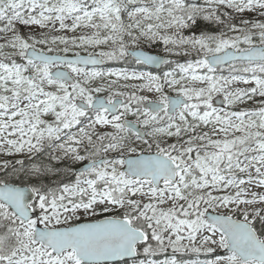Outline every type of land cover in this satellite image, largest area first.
I'll list each match as a JSON object with an SVG mask.
<instances>
[{
    "label": "rangeland",
    "instance_id": "obj_1",
    "mask_svg": "<svg viewBox=\"0 0 264 264\" xmlns=\"http://www.w3.org/2000/svg\"><path fill=\"white\" fill-rule=\"evenodd\" d=\"M24 1L30 2V0ZM101 2H105V0H101ZM70 4L71 2L69 1L67 3V6L64 7L67 11H69V13L74 12V9L70 6ZM131 4H133L134 7H131L129 9L127 20H133L135 15L147 14L150 12V10L158 11L162 8L161 6H159L162 4V2H158V0H132ZM144 5L149 7H145ZM137 6H144V8H137ZM96 14L102 20L101 24L103 26L109 27L110 29L125 32V27L123 23L124 19L122 15L117 11H115V13L113 14H108L103 5L102 12H100L98 9ZM60 22V20H54V24L57 27H59L58 24ZM179 25V21H174L173 23H170V25H168L167 27V30L161 31L159 36L161 37L164 35L163 40L165 43H167V45H169L170 50L176 48L180 50L179 53L173 54V57L176 58L188 56L190 58L186 60V62H194L193 51L198 45H206L201 41L202 39H189L187 40V42H182L180 44L177 43L176 37H181V35L177 34V27ZM106 34L108 35V37L114 38L117 32H109ZM33 43L34 42H32L28 37L9 41L7 43V52L9 54H20L24 58V53L26 51L27 46ZM212 52V47H205L201 50L200 63L198 64L200 68L204 67V69H206L205 65L203 64L204 57L208 54H211ZM26 67L33 68V70L29 72L34 74L35 76V79L33 81L28 80L29 73L26 75ZM191 68H193V71H188L187 78L192 86L191 88H187H190L191 92H193L192 88L198 91V95L196 96V98H201V95H199L200 92L207 91L209 93V95H207L208 98L212 95H220L221 90V92H223L226 96L232 99L231 106L237 107L242 105L243 108L248 109L250 114L255 112V114H251L252 116L248 117L245 121L246 126L249 127L250 135L253 136L255 139V145L252 147V149H250V151H259L260 156H256L254 162L247 165L243 163H234V166L231 168V171L234 174L240 173L242 172V170L260 165V168H255L256 172L251 173L252 177L247 183H244L243 179L235 180V182H237L243 190H246L248 192V195L245 198V200L250 202L246 205L247 211H256L261 208H264V139L261 138L262 136H264V106L259 103H255V105L249 104L250 101L253 100L252 96L257 94L258 91H260L264 95V65H251L246 69L239 68L231 72V75L227 72L226 74H224V81L222 82L220 89L217 85H215L214 94H212V90L214 89L213 82L215 81L213 78L216 76V73L211 71L210 73L205 72L202 74H197L194 71H197L198 68L192 66ZM237 72L240 73V75H233V73ZM1 73L7 75L6 78L10 82H13L15 84V88H17V90L22 89L25 91H29L33 97H37V95L39 98L43 97L44 94L42 93V90L46 91V93L48 94L49 92L55 89L53 83L51 82V80H49V77L45 74V72L39 70L38 67H35L33 65L31 66L29 64H26L22 67L6 68L5 70H2L0 68V75ZM2 79L3 78L0 76L1 97L4 95L1 91L5 90V86L2 85ZM229 80H233V82L227 86L226 83ZM178 82L179 81H177L175 84H178ZM171 83L173 84L172 76ZM23 86L27 87L23 88ZM36 88L38 92L36 91ZM46 96L42 98V101L45 100ZM2 104L7 108L20 110L21 113H19L18 118H23L24 116H27L30 121L33 120V118H31V112L32 110H34L35 107L32 106V103L28 101L21 103L18 98L9 95V98H5L2 100ZM199 106H208V100H204L200 103ZM259 112H262V115H259ZM213 117L217 116L214 115ZM8 119L9 118L4 119L2 118V116H0V123L6 124V120ZM239 120L241 119H239L238 116L234 114L228 122V129H235L237 126H241ZM13 122V118L7 121V123H9L10 125H13ZM32 126H35L34 122H32ZM222 127L223 124H219V127L212 132V141L210 143L211 148L215 145L216 142L215 133L217 132V130H221ZM22 132V130L13 131L11 128H7V125L0 126V151L14 150L20 153L23 148V140L26 139L28 136H31V134L29 133ZM237 137L243 138L244 134H237ZM32 139L33 138L31 137L30 140ZM211 155V153H206L204 155H201L200 157H197V162H195L194 164L193 162H191L189 168L197 169L205 175L208 174L210 171L213 170V167L221 163V160L215 154V151L213 152L212 158ZM18 157L21 158V156ZM211 159L214 160L213 164H207L206 162H210ZM191 160L192 159L188 157L187 161L190 162ZM119 164H113L102 168V190H107L108 185L113 184L117 188L116 190L118 191V194L122 196L123 201L121 203L126 202L128 205L132 204L130 198H127L128 196H130V194V197L134 198L135 202L149 204L152 201H155L153 202L155 205L152 207L151 213H146L144 216L148 220V224L152 229H162L163 225H160L159 220L155 216V214L159 215L162 210L163 212L164 210L174 211L175 216L177 218L179 217V222L182 224L179 226H182V228H187L185 231L182 229V231H184L183 233L185 236L182 234L181 236L179 233L174 231L172 233L170 232V237L167 239L166 237H161L159 239L160 242L164 243L166 239V246L177 251H185V249H193L196 251H211L212 249H217L223 246L224 238L220 233L212 229H201L205 226H203L202 224H199L198 226L194 225L193 223H190L195 222L194 219H190V221H187V219L192 218V214L196 215L198 213V209H200V207L203 205L206 207V209H214L217 211L232 210L230 207L223 206L218 200H215L211 197L207 198L206 200L204 197H197L195 195L182 197L178 194L175 189H173L172 191H170V189H167L164 190L162 193H155V191H153V188H148L146 184H142L141 182L134 183L133 181H129L122 173L123 167L121 163ZM185 178L186 175L181 178L179 184L180 186L188 183V180H186ZM203 189V187H199L197 185L195 186V190L197 191H203ZM127 191H130L131 193L127 195ZM241 201H243L242 198H237V201L234 203V207H236L237 204ZM96 202L97 203L94 204V206L87 212L86 215H83V213L80 212L76 214L72 213V218H75L77 216H79V218L83 220L87 218H94L93 215H95L100 209V200H97ZM120 206L121 204H117L108 197L102 199V210H116ZM72 218H68V220H72ZM184 223H186L187 225H184ZM188 226H191L193 230L188 231ZM194 227H196L197 230H194ZM211 264H241V262L235 257H222L220 259H213Z\"/></svg>",
    "mask_w": 264,
    "mask_h": 264
},
{
    "label": "flooded vegetation",
    "instance_id": "obj_2",
    "mask_svg": "<svg viewBox=\"0 0 264 264\" xmlns=\"http://www.w3.org/2000/svg\"><path fill=\"white\" fill-rule=\"evenodd\" d=\"M5 5H9L10 0H0ZM166 10H167V5ZM5 15L0 14V32L6 29L4 25L6 20ZM167 25V24H166ZM165 27V25H162ZM195 33H198L196 31ZM48 46H46L47 48ZM133 49H144L151 53L166 54L165 47L161 42L156 44L145 43L144 39L138 38L136 40ZM41 51V50H40ZM120 66V70L123 71V76L127 81L119 79L115 81L117 86L108 87V82L113 80H107V69H88L75 65L62 64L46 69L51 73L55 69L67 70L75 77L76 84L73 86L66 85L65 83L56 82L55 89L52 90L51 98L54 101L52 108H56L55 111L49 113L51 116L55 112L57 113L54 120V126L45 127L39 126L38 131L43 134L51 131L54 137L48 139V136H41L38 146L30 152L31 159L26 160L30 166H34L28 170V174L24 176L38 175L36 180L37 186L34 188L37 194V200L32 204L31 209L34 212L33 221L25 224L19 220L9 208L0 203L3 210V216L0 214V225L5 224L10 226L12 222H17L22 227H29L28 241L30 245L40 248L39 245H35L32 242L33 230L39 225L47 228L58 229L69 227L68 221L61 223H52L53 226H48L44 220L48 218L55 219L56 206L58 205V199L64 197H72L69 192L56 190L57 173L60 169H64L68 166L77 167L79 165L86 164H98L102 161L103 157L111 156L114 161L124 162L129 156H139L142 154H152L155 150L167 151L177 161H181L177 156L185 158L186 155L177 153L179 149L186 146V140L189 139L185 136L179 143L176 149H171L170 136L171 132L179 131L176 128L169 126L168 109L162 111L159 115L153 116L145 109V105L149 101H153L155 97L154 89V74H151L152 70L148 69L144 64L139 62H126L116 63ZM113 64H108L111 70L115 67ZM86 76H91L85 85H80V79ZM87 96L89 102L84 99V95ZM114 95V96H113ZM168 94H164L163 97L158 98L162 103H166ZM106 98L109 103L114 102L115 99H122L124 107L119 115L120 119L112 117L107 114L106 111L94 110L92 108L86 109L80 103L85 105H92L97 98ZM107 115V116H106ZM154 117L158 120H165L164 126L156 127L154 125ZM116 118V119H115ZM133 120L138 123V127L143 131L144 136L140 137L138 133L123 128H113L114 131L106 135V128L102 126V119L109 120L110 122H122L123 119ZM124 123V122H123ZM57 124V126H56ZM99 124L100 126H97ZM190 132V131H188ZM183 132H181L182 134ZM158 145H157V144ZM112 147L117 152L107 153L106 149ZM142 148V149H139ZM77 150V151H76ZM61 165V168L58 166ZM37 166V167H36ZM26 169V168H25ZM102 172V166L94 168L90 173L77 176L81 179H87L95 177ZM65 179L62 180V182ZM18 183L17 181H15ZM12 181L8 175L0 174V183L12 184ZM74 193V191H72ZM102 194V191L99 192ZM102 196V195H101ZM48 217V218H47ZM76 221L75 223H78ZM80 223V222H79ZM17 238H11L7 240V257H11L14 254L16 248L23 249L20 243H17ZM70 255V253H68ZM64 254V258L68 255ZM54 256V255H53ZM55 260H58L54 256Z\"/></svg>",
    "mask_w": 264,
    "mask_h": 264
},
{
    "label": "water",
    "instance_id": "obj_3",
    "mask_svg": "<svg viewBox=\"0 0 264 264\" xmlns=\"http://www.w3.org/2000/svg\"><path fill=\"white\" fill-rule=\"evenodd\" d=\"M29 56L47 64L55 62L54 57L37 51H30ZM142 60L152 66L163 63L159 59L145 60L142 58ZM245 60L264 61L263 49H255L251 53L233 57H228V55L215 57L210 60V64L220 66L232 61ZM54 76L63 79L60 73L54 74ZM214 107L225 109V102L222 99L216 100ZM180 170L181 168L175 167V163L170 159L152 155L129 159L125 172L134 177L150 178L158 187L162 180L176 181L177 173ZM207 219L211 225L226 233L230 245L228 252H236L246 263L251 260L264 263V244L260 242L252 227L214 215H208ZM73 231L77 232H71L67 238L60 239L61 246L75 250L77 256L86 263H101L108 258H112L110 259L112 261L134 258L136 256L134 247L142 241L141 234L133 231L128 222L120 220L110 219L104 220L102 223L80 225ZM144 241L146 240L144 239Z\"/></svg>",
    "mask_w": 264,
    "mask_h": 264
},
{
    "label": "trees",
    "instance_id": "obj_4",
    "mask_svg": "<svg viewBox=\"0 0 264 264\" xmlns=\"http://www.w3.org/2000/svg\"><path fill=\"white\" fill-rule=\"evenodd\" d=\"M112 1H113V6L116 7V6H119L120 5V3L118 2L120 0H112ZM257 93L258 94H257V97L255 98V100L258 101V102L264 103V95L260 91H258ZM228 151H229V148H226V149H224V152L221 153V154L228 156V154H227ZM260 236L263 237V234L260 233Z\"/></svg>",
    "mask_w": 264,
    "mask_h": 264
}]
</instances>
